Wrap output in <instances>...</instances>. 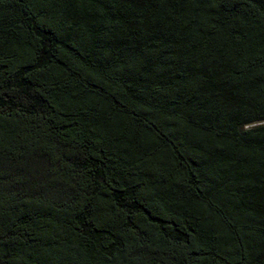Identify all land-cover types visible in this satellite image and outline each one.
<instances>
[{
    "label": "trees",
    "instance_id": "16d2710c",
    "mask_svg": "<svg viewBox=\"0 0 264 264\" xmlns=\"http://www.w3.org/2000/svg\"><path fill=\"white\" fill-rule=\"evenodd\" d=\"M0 264H264V0H0Z\"/></svg>",
    "mask_w": 264,
    "mask_h": 264
}]
</instances>
